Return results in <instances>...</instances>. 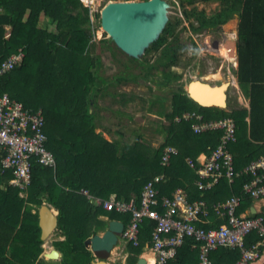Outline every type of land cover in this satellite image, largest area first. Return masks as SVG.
<instances>
[{
    "label": "trees",
    "instance_id": "trees-1",
    "mask_svg": "<svg viewBox=\"0 0 264 264\" xmlns=\"http://www.w3.org/2000/svg\"><path fill=\"white\" fill-rule=\"evenodd\" d=\"M223 1L228 6L209 25L214 29L228 18L238 17L235 74L249 106L232 111L202 106L179 84L170 93L169 110L159 112L167 121L159 129L162 140L151 147L149 141L137 137L131 142H121L95 131L98 116L94 106L105 94L98 90L102 62L92 52L89 9L80 0H0V60L19 48L23 51L21 63L0 77V95L7 92L26 107L42 109L46 147L55 159L54 166L33 160L26 195L20 194V187L9 183L12 171L1 173L0 167V264H91L95 256L88 240L93 229L105 227L111 219L126 224L130 215L95 205L78 192L80 188L105 198L110 194L117 198H138L143 184L152 175L164 173L166 179L160 188L166 193L181 186L191 199L203 197L213 203L238 192L247 176L234 183L221 179L204 191L193 184L196 174L186 157L208 154L218 144L221 131L194 133L190 122L175 119L186 110H197L205 118L234 117L236 140L229 143V149L236 169L264 153V0ZM42 15L55 23L53 29L40 26ZM162 75L168 81L175 76L173 70ZM246 115L250 118L248 134L241 131L248 123ZM167 144L175 145L178 152L171 156L167 166H162L160 156ZM43 201L57 209L56 228L63 237L54 239L52 244L61 254L58 262L39 258L43 239L38 208ZM252 202L250 198L244 199L241 209ZM100 214L107 215V219H101ZM153 224L152 219L144 218L139 244L127 243V264H137ZM256 239L257 234L251 232L246 244ZM239 256L238 248L220 247L210 253L212 264H229ZM197 259L198 249L188 240L165 264H195Z\"/></svg>",
    "mask_w": 264,
    "mask_h": 264
},
{
    "label": "built area",
    "instance_id": "built-area-1",
    "mask_svg": "<svg viewBox=\"0 0 264 264\" xmlns=\"http://www.w3.org/2000/svg\"><path fill=\"white\" fill-rule=\"evenodd\" d=\"M90 8L93 0H81ZM23 51L19 49L0 60V77L21 63ZM178 121L190 122L194 133L220 130L218 144L207 153L196 158L186 157V162L194 170L193 184L199 190H208L221 179L234 183L242 180L238 192L223 200L210 203L205 198H190L189 192L174 187L169 193L163 192L160 185L166 175H152L142 186L139 197L117 198L114 194L102 197L86 188L78 192L92 203L108 211L129 213L130 218L123 224L121 236L127 243L139 244L140 226L144 218L154 221L148 244L143 248L147 264H165L174 257L178 247L190 240L198 249L195 264H212L211 251L220 247L238 248L240 256L229 264H250L256 260L264 245V212L260 207L252 210L254 202L264 201V153L236 169L229 143L236 140V122L232 116L205 118L197 110H186L176 115ZM247 126L243 133H249V115L245 116ZM45 116L41 108L26 107L20 100L7 92L0 95V167L1 173L12 171L9 183L26 195L31 181L33 160L54 166L53 153L46 147ZM178 149L175 145L163 147L160 164L167 166ZM252 199L253 203L241 209L242 201ZM103 220L107 215L100 214ZM257 234V239L246 244V237ZM225 264V263H224Z\"/></svg>",
    "mask_w": 264,
    "mask_h": 264
},
{
    "label": "rangeland",
    "instance_id": "rangeland-1",
    "mask_svg": "<svg viewBox=\"0 0 264 264\" xmlns=\"http://www.w3.org/2000/svg\"><path fill=\"white\" fill-rule=\"evenodd\" d=\"M107 1L93 0L89 11L93 31L92 52L99 55L102 62L99 68L102 79L98 90L105 92L99 98L98 105L94 106L98 116L95 131L108 139L131 142L137 137L141 141H149L151 147L158 146L162 140L159 129L167 122L159 112L169 110L172 90L179 84L185 88L194 78H205L211 84L228 81L227 103L222 108L229 111L248 108V98L242 94L235 74L238 17L228 18L214 29L209 25L221 17L228 6L227 2L169 0V19L159 39L141 59H132L115 47L101 27L100 9ZM202 23H205L204 27L197 30ZM39 24L48 29H53L55 25L44 15L40 17ZM231 32H234L233 37ZM226 42H232L234 56H230L234 58L221 54L219 48ZM166 70H173L175 78L168 81L162 75ZM108 222L105 227L94 228L91 237L103 233ZM61 237L60 231L54 228L43 240V251L39 258L58 262L61 254L58 258H49L44 251L54 247L52 241ZM128 254L127 242L119 234L106 260L108 264H127Z\"/></svg>",
    "mask_w": 264,
    "mask_h": 264
},
{
    "label": "water",
    "instance_id": "water-1",
    "mask_svg": "<svg viewBox=\"0 0 264 264\" xmlns=\"http://www.w3.org/2000/svg\"><path fill=\"white\" fill-rule=\"evenodd\" d=\"M170 6L169 0H109L100 9L101 27L117 49L130 58L141 59L150 45L162 33L169 19ZM228 85L229 82L225 81L214 87L225 86L224 91H226ZM226 97L227 94L224 92L223 98ZM193 99L200 105L208 106L195 98ZM226 103L227 101H224V105H209L225 107ZM38 224L40 237L43 240L57 226V213L46 202L39 206ZM122 229L123 222L121 220L111 219L103 233L94 234L89 239L91 250L95 256L91 260V264H108L106 259ZM44 254L49 258L60 256L59 250L54 247ZM137 264H147L146 258L140 255Z\"/></svg>",
    "mask_w": 264,
    "mask_h": 264
},
{
    "label": "bare ground",
    "instance_id": "bare-ground-1",
    "mask_svg": "<svg viewBox=\"0 0 264 264\" xmlns=\"http://www.w3.org/2000/svg\"><path fill=\"white\" fill-rule=\"evenodd\" d=\"M234 29V28H233ZM234 31V30H233ZM231 37L234 36V32L230 33ZM220 49L221 54L227 55L229 58H234L230 55L234 56V48L232 42H226L225 45H222ZM220 54V53H219ZM208 83V84H205ZM222 83V82H221ZM221 83L218 84H211L206 81V79H199L194 78L187 84V90L189 91V94L198 100L202 104H220L224 105V101H226V98L224 99V88L222 87H214L218 86ZM212 87H210V86ZM208 107V106H207ZM44 199V198H43ZM50 246H48L46 249H48ZM49 250H46L44 252H48Z\"/></svg>",
    "mask_w": 264,
    "mask_h": 264
},
{
    "label": "crops",
    "instance_id": "crops-1",
    "mask_svg": "<svg viewBox=\"0 0 264 264\" xmlns=\"http://www.w3.org/2000/svg\"><path fill=\"white\" fill-rule=\"evenodd\" d=\"M260 50H262V49H260ZM263 53H264V51H263ZM43 202H45V201H43ZM47 204H49V203H47ZM49 205L53 209V211L55 213H57V209H55L51 204H49ZM263 206H264V201L254 202L252 210L254 211L258 207H260V209H262ZM192 246H194V245H192ZM194 247H196V246H194ZM143 256L146 257V253ZM263 262H264V245L261 247V253H260L259 257L256 260H254L253 262H251L250 264H262Z\"/></svg>",
    "mask_w": 264,
    "mask_h": 264
},
{
    "label": "clouds",
    "instance_id": "clouds-1",
    "mask_svg": "<svg viewBox=\"0 0 264 264\" xmlns=\"http://www.w3.org/2000/svg\"><path fill=\"white\" fill-rule=\"evenodd\" d=\"M80 2L82 3V5L83 6H85L84 4H83V2L80 0ZM85 7H87L88 9H89V11H90V8L88 7V6H85ZM8 26H6V28H7ZM7 34H9V32H8V29H7ZM236 34H237V32H236ZM20 49V48H19ZM18 49V50H19ZM17 52V51H16ZM237 52V51H236ZM236 56H237V54H236ZM185 90H186V88H184ZM187 92V91H186ZM188 93V92H187ZM188 95H189V93H188ZM190 97H191V95H189ZM192 98V97H191ZM193 99V98H192ZM194 100V99H193ZM198 103V102H197ZM248 103H249V101H248ZM202 106H204V105H202ZM208 106H216V105H208ZM253 203V202H252ZM107 219V218H106ZM124 224V223H123ZM91 249V248H90ZM139 256H140V254H139ZM138 256V257H139Z\"/></svg>",
    "mask_w": 264,
    "mask_h": 264
},
{
    "label": "flooded vegetation",
    "instance_id": "flooded-vegetation-1",
    "mask_svg": "<svg viewBox=\"0 0 264 264\" xmlns=\"http://www.w3.org/2000/svg\"><path fill=\"white\" fill-rule=\"evenodd\" d=\"M185 88H186V91H187V85H186V87H185ZM187 92H188V91H187ZM226 100H227V97H226Z\"/></svg>",
    "mask_w": 264,
    "mask_h": 264
}]
</instances>
